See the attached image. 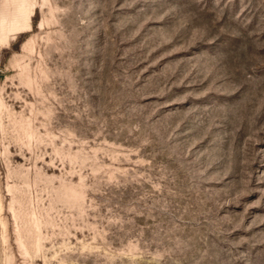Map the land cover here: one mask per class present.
Returning a JSON list of instances; mask_svg holds the SVG:
<instances>
[{
  "label": "rangeland",
  "instance_id": "rangeland-1",
  "mask_svg": "<svg viewBox=\"0 0 264 264\" xmlns=\"http://www.w3.org/2000/svg\"><path fill=\"white\" fill-rule=\"evenodd\" d=\"M0 264H264V0H0Z\"/></svg>",
  "mask_w": 264,
  "mask_h": 264
}]
</instances>
